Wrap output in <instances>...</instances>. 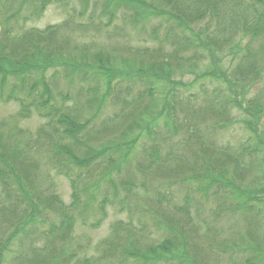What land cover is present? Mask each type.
Segmentation results:
<instances>
[{
    "label": "trees",
    "instance_id": "obj_1",
    "mask_svg": "<svg viewBox=\"0 0 264 264\" xmlns=\"http://www.w3.org/2000/svg\"><path fill=\"white\" fill-rule=\"evenodd\" d=\"M53 4L73 17L27 27ZM154 19L158 47L129 43L127 29L142 33ZM246 36H264V0H0V103L19 107L10 121L0 119V264L232 260L233 247L213 252L197 236L201 224L207 241L217 239L211 215L264 219V105L247 96L264 73V49H240ZM207 61L192 83L172 78L174 69L194 74ZM108 105L119 108L112 124L96 123ZM232 109L242 116L232 119ZM33 113L43 123L30 132L19 124ZM234 124L249 133L247 145L219 148L216 133ZM51 172L68 179L70 204ZM108 206L144 213L163 237L148 242L146 224L129 218L97 245L96 257L79 258L76 221L85 226L97 214L90 226L100 225ZM249 248L263 263L264 250Z\"/></svg>",
    "mask_w": 264,
    "mask_h": 264
},
{
    "label": "rangeland",
    "instance_id": "obj_2",
    "mask_svg": "<svg viewBox=\"0 0 264 264\" xmlns=\"http://www.w3.org/2000/svg\"><path fill=\"white\" fill-rule=\"evenodd\" d=\"M249 1L250 0H245V2ZM72 7L80 6L78 3L75 5L72 4L71 8ZM69 10L70 9L67 7L65 8L54 4L50 5L45 9L42 16L37 21L29 23L27 27H33L42 30L47 26L60 25L63 22L67 21L70 17H73L72 12H70ZM159 22L160 20L154 19L150 23L152 25H144L146 28L144 29L143 26L144 31L142 33H139L140 29H127L129 43H131L135 47H147L148 50H152L155 49V47H158L153 41L150 40V30L151 27H153L155 24H158ZM195 27L197 28L198 26L196 25ZM162 34L163 32L160 31V37H162ZM85 37L87 36H84V38ZM91 38L94 39L95 37ZM113 38H115V40L118 42L123 40V37L120 36H114ZM115 40L113 39L112 42H115ZM95 41L99 43H108L104 37L95 38ZM239 48L250 49L255 52L257 50L259 51V49H264V36L255 39H253L251 36H246L241 40ZM165 49L172 48L166 47ZM209 64V61L199 64L198 69L194 72V74H188L187 67L182 68L181 71L180 69H174L172 78L176 81L181 80L183 83H192L197 77H199L200 74H203L206 71V68L209 66ZM198 81L196 83H198ZM197 88H199V85L195 86L194 90H197ZM208 88L212 89L213 86L211 84H208ZM71 92L74 93L75 89L72 88ZM72 93L70 94L72 95ZM247 93L248 100L257 99L259 103L264 105V73L261 74L257 78V80L253 82ZM18 110L19 107L16 103H0V119L10 121L12 119L11 117L15 115ZM118 111L119 108L108 105L106 108H103L100 111L96 123L104 122L106 123V125L112 124L114 115ZM91 114L92 112L90 113L88 110L83 111V116H85L86 118L90 117ZM230 116L232 119H238L242 116V114L238 110L232 109ZM42 123L43 121L35 113H33V115L30 116L27 120L21 122L19 126L27 131L35 132ZM259 130L262 132L264 130V115L261 118ZM248 136L249 133L245 132L242 126L234 124L228 129L217 132L215 141L219 148L230 147L235 150L239 145H247L245 141L248 139ZM249 144H251V142ZM255 158L257 159V161L261 160L260 156ZM49 174L54 181L56 193L59 195L63 203L65 205L70 204L72 191L68 179L62 176H57L54 172H51ZM174 195L175 200L172 202V204L176 205L180 202L178 191H175ZM144 201L145 200L143 199L137 200V202L142 206H144ZM106 213V218L100 225L90 226L91 224H95L96 220L98 219L99 216L97 214L95 216L92 215L91 217H89L85 226L81 224V221L79 219L76 221L72 234V243L76 245V248L78 246L77 252L79 253L77 254L79 258L86 259L89 257H96L97 245L111 236L112 229L115 225H117L120 221L126 222V220H128L129 218L133 221L134 224H137V221L141 224H146L145 238H143L148 242H156L160 240L164 235L163 232L157 229V226L155 227L152 224L151 220L148 218V216H145L144 213L137 212L132 217H129L127 211L119 212L118 209L111 208L109 206L106 207ZM206 221L211 228L210 234L214 233L217 239L213 238L210 239V241H207V238H210L211 235L207 234L204 226H202L201 224L198 228V233L200 234V236H197V239L199 241H205L206 247L208 248H210L209 245L212 246V249L214 250H212L213 252H220L219 250L222 249L219 248L223 244L227 245V247L230 248L233 247L232 250L233 252H235L232 254V260L229 254H223L222 257L220 255L215 256L220 257L216 264H231V262L232 264H249L247 263L248 261H251L254 264H258L256 262L257 260H253L255 258V252L249 247L251 245H258L260 249L264 250V219H261L258 222H256L255 217L245 220L238 216H223L220 219H216L211 215L210 218H206ZM134 229L137 232L140 228L135 225ZM203 233H206V238H203ZM215 241L218 242L219 246L213 245ZM234 244H237L238 247L234 246ZM238 250L239 253L237 252ZM213 258L214 257L210 259L211 264L214 261ZM261 264H264V260Z\"/></svg>",
    "mask_w": 264,
    "mask_h": 264
}]
</instances>
